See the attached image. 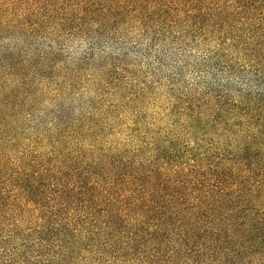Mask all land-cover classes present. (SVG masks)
Masks as SVG:
<instances>
[{
  "label": "trees",
  "instance_id": "16d2710c",
  "mask_svg": "<svg viewBox=\"0 0 264 264\" xmlns=\"http://www.w3.org/2000/svg\"><path fill=\"white\" fill-rule=\"evenodd\" d=\"M165 39L202 73L112 140L145 87L95 54ZM0 264H264V0H0Z\"/></svg>",
  "mask_w": 264,
  "mask_h": 264
},
{
  "label": "rangeland",
  "instance_id": "374dc122",
  "mask_svg": "<svg viewBox=\"0 0 264 264\" xmlns=\"http://www.w3.org/2000/svg\"><path fill=\"white\" fill-rule=\"evenodd\" d=\"M18 37L20 40L15 41L14 45H19L22 39H26L22 35ZM8 41L3 40L1 43ZM202 45L199 42H187V45H181L179 41L165 39L161 40L159 45L147 54L143 51H133L125 43L121 47L105 46L97 52L95 54L97 59L112 55V57H117L123 61L131 71L130 78L134 80L129 78L127 81L136 84L137 89L145 87L144 92L137 94L139 97L135 99L136 102L133 105L120 109L105 119L104 123L108 128L106 136L112 140L116 138L120 140L133 125H138L142 129L154 124L166 126L168 123L165 122L168 118L166 115L167 107L173 100L169 91L173 89V92L178 95L185 93L187 88H191L189 85L197 80L202 72L197 69L196 65H199L200 57L208 47ZM69 46L70 58H76L89 44L82 39H76ZM158 55L162 56L161 64L157 61ZM203 66L207 77H213L215 70L210 62H204ZM92 73L93 71H91ZM248 73L246 78L252 79V74ZM94 74L96 75V72ZM222 76L224 74H221ZM87 79L83 78L77 85L81 86V90L83 89L81 91L83 96L92 97L94 95V90L90 87L92 82ZM45 102H42L43 104L39 108L43 107Z\"/></svg>",
  "mask_w": 264,
  "mask_h": 264
}]
</instances>
